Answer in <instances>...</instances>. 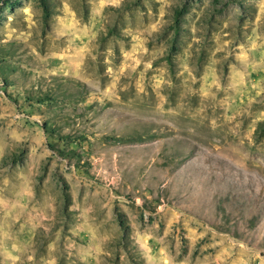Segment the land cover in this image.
I'll list each match as a JSON object with an SVG mask.
<instances>
[{
	"label": "rangeland",
	"instance_id": "obj_1",
	"mask_svg": "<svg viewBox=\"0 0 264 264\" xmlns=\"http://www.w3.org/2000/svg\"><path fill=\"white\" fill-rule=\"evenodd\" d=\"M0 264H264V0H0Z\"/></svg>",
	"mask_w": 264,
	"mask_h": 264
}]
</instances>
